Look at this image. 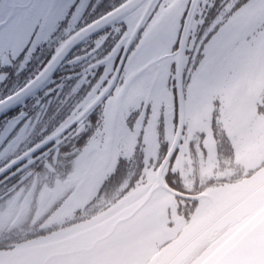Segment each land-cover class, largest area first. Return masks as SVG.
Wrapping results in <instances>:
<instances>
[{"label": "flooded vegetation", "instance_id": "flooded-vegetation-1", "mask_svg": "<svg viewBox=\"0 0 264 264\" xmlns=\"http://www.w3.org/2000/svg\"><path fill=\"white\" fill-rule=\"evenodd\" d=\"M125 1L95 0L104 8L86 14L85 19L91 24L104 11L112 12ZM12 2H8L5 13ZM24 3L28 9L34 7V0ZM80 3L86 5L88 0ZM50 5L51 0H40L36 13L41 23ZM79 30L68 28L57 33L55 43L45 42L43 29L35 35L31 30L9 33L0 42V65L25 48L35 51V46L43 45L41 51L52 52L43 70L45 78L50 74V81L22 99L17 109L33 103L34 96L56 89L61 78L66 85L63 94L56 93L59 101L52 94L47 97L53 100L50 107L59 105L56 110L63 117L51 141L43 151L29 155L27 163L15 170L16 175L0 176V264H35L36 250L79 234L88 237L79 242L83 257L75 264H109L134 227L143 232L137 238L138 250L150 243L149 232L161 233L157 205L146 204L132 212L136 203L152 196V192L145 194L136 185L143 176H150L153 190L166 179L164 188L169 197L161 202L166 213L171 196H178L173 190L180 188L182 165L217 167L221 156L234 157L238 168L251 159V165H264L260 158L242 157L240 143L245 146V142L241 132L238 131V141L222 121L217 123L220 107L214 99L215 89L208 86L215 67L225 56L247 53L238 66L241 69L255 51L264 36V0H154L150 6L141 3L76 42L64 54L57 51ZM212 32L216 35L211 43L204 42L207 47L201 57L195 44ZM243 41L244 50L239 46ZM178 67L182 68L181 84L176 80ZM40 70L39 65L29 68L21 74L20 83ZM236 76L228 87L234 108L227 120L252 126L264 116L262 108H254L264 102V77L248 104L240 106L232 93ZM103 100H107V106ZM252 103L253 107L249 105ZM180 120L183 123L178 130ZM6 135L8 132L0 128V136ZM253 145L254 142L245 147ZM261 151L264 146L259 149L260 155ZM160 165H164L161 180L157 179ZM192 169L195 172L194 166ZM221 176L231 178L225 171L217 179ZM134 185L136 190L129 191ZM171 207L175 217V200H171ZM62 209L66 212L61 219L45 227ZM101 210L102 214L97 215ZM126 215L128 218L120 220ZM232 225L229 218L219 217L213 226L214 234L226 233ZM56 226L65 231L58 234ZM100 228L104 229L90 235ZM44 235L50 240L37 241ZM215 241L211 237L205 244L212 246ZM155 243L156 252L163 244ZM149 258L151 255L144 262ZM123 263L129 264L130 259L127 257Z\"/></svg>", "mask_w": 264, "mask_h": 264}, {"label": "snow or ice", "instance_id": "snow-or-ice-1", "mask_svg": "<svg viewBox=\"0 0 264 264\" xmlns=\"http://www.w3.org/2000/svg\"><path fill=\"white\" fill-rule=\"evenodd\" d=\"M40 0H34V7L28 9L24 0H13L10 9L5 13L0 10V42L9 33H19L31 30L32 35L42 29L47 37L46 43L52 42L57 33L71 28H77L87 32L93 25H99L113 14L111 11H104L89 24L85 16L100 11L104 4L95 3V0H88L86 5H81L80 0H51L50 12L41 23L36 13ZM120 7H124L121 5ZM214 7V6H213ZM91 10V12L89 11ZM116 8L114 11H119ZM81 21L84 24L81 25ZM62 22H66L61 27ZM62 40L63 38L60 37ZM43 45L35 46V51L25 48L15 58L0 65V128L8 132L6 136H0V176H7L8 173L16 175V169L26 164L29 155H35L51 141L58 121L63 119L62 114L57 112L58 104L53 105V100L47 99L49 94L55 96L59 101L66 85L62 78L56 89H48L43 96H34V102L23 108L17 109L22 99L27 98L35 89L39 88L46 80L50 81V74L45 78L43 71L49 63L50 51H41ZM61 48L63 45L61 44ZM60 48L57 49L59 51ZM39 52V56L36 53ZM27 53V55H25ZM39 65L40 71H35L23 82L20 83L21 74L26 70ZM11 179V177H9ZM7 183V181H5ZM2 222V217H0Z\"/></svg>", "mask_w": 264, "mask_h": 264}, {"label": "water", "instance_id": "water-1", "mask_svg": "<svg viewBox=\"0 0 264 264\" xmlns=\"http://www.w3.org/2000/svg\"><path fill=\"white\" fill-rule=\"evenodd\" d=\"M138 1L131 0L123 9L131 8ZM116 15L117 12L113 13L106 20H102L99 25L90 27L87 32L82 30L75 35L73 41L81 39L94 27L108 22ZM262 75H264V38L258 44L256 52L243 66L233 87L234 96L241 105H244L249 96L254 93ZM237 186L234 191H231L230 210H239L255 201L256 198L259 199L257 207L205 255L202 264H264V169ZM204 195L210 198L211 203L203 229L198 234L185 237L183 243L177 242L165 247L148 264H177L206 236L207 229L214 218L213 203L215 202L207 193ZM78 259L77 254L68 255L66 247H59L55 251H42L38 262L75 264Z\"/></svg>", "mask_w": 264, "mask_h": 264}, {"label": "clouds", "instance_id": "clouds-1", "mask_svg": "<svg viewBox=\"0 0 264 264\" xmlns=\"http://www.w3.org/2000/svg\"><path fill=\"white\" fill-rule=\"evenodd\" d=\"M218 30L219 29H217V31ZM215 35L216 32L209 33L206 36L201 37L196 42L195 47L199 50L201 57H203L204 48L207 47V44L204 42L207 41L208 43H211ZM193 55H196V53L194 52ZM193 67H198V65ZM239 71L240 69L238 66L230 63H224L220 69L219 78L210 80L208 86L210 88L225 87L232 81ZM123 75L124 74L121 73V76ZM102 103L104 106H107L108 102L107 100H103ZM229 162L232 168H238L234 157L221 156L217 167L209 165L203 169H197L189 176L180 177V188L173 190V192L179 193V195L171 196V200H175L176 202L175 217L173 216L171 200L168 201L169 206L166 213L161 204L162 201L168 200L169 197V194L164 188L166 179L154 190L150 187L151 179L149 175H145L142 177V180L136 181V185H139L140 188L144 189L145 194L147 192H152V196L147 201V204H155L159 207V230L167 237V239L163 242V246L177 242L183 243L185 237L192 234H198L203 229L211 203L210 198L205 196L204 193L208 192L209 189L217 187L218 185L228 183L230 180L234 182L239 178V175H237L231 178L221 176L220 179H217V175L219 173L224 172L229 168ZM135 190V185L133 188L129 189V191ZM189 197H191V199H188ZM117 203H119V201H117ZM113 207H115V205H113ZM109 211H112V209L110 208ZM102 212L103 210L98 212L97 215H101ZM176 217H178V219ZM210 246L211 244H205L196 253L189 256L187 264H202L201 258Z\"/></svg>", "mask_w": 264, "mask_h": 264}, {"label": "rangeland", "instance_id": "rangeland-1", "mask_svg": "<svg viewBox=\"0 0 264 264\" xmlns=\"http://www.w3.org/2000/svg\"><path fill=\"white\" fill-rule=\"evenodd\" d=\"M246 42L244 43L241 42V44L239 45L240 48L242 50H244L246 48ZM247 53L245 54H237L235 52V54L233 52H231L228 56H225L221 62L219 63V65L217 67H215L210 79H218L217 76L220 73V69L223 66L224 63L228 62L231 64L233 62H235L233 65L235 66H240L241 63L243 62V60L245 59ZM233 80V79H232ZM208 81V83H209ZM232 82V81H231ZM230 82V83H231ZM230 83L222 88H214L216 91V94L214 96V99L217 100V106H219L220 108V112L217 111V114H219V116L216 118V121L218 123V121H222V123L226 126L227 130H229V132L231 133V135L236 137V140H239V135H238V131L241 132V137L243 138L244 142H245V146H250L251 143L254 142L253 147H245L242 143H240V147H241V153H243L244 156H242L244 159H246V157L249 156H254V158H260L258 159L263 160L264 161V151H261V155L259 153V149L261 147L264 146V116L260 117L259 120H257V122H255L252 126H248V124L244 123V124H239L237 123V121H228L227 117L228 114L230 113V111H232V109L234 108L231 103H230V95H229V88L230 87ZM253 104H249L250 106L253 107ZM232 108V109H231ZM255 110H258V108H262L263 111V115H264V102L262 104H260L259 107H254ZM209 113H212L211 111ZM201 118V117H200ZM248 131H251L252 133H248ZM253 158V159H254ZM246 161V165H242L240 166L238 169L236 168H232L231 165H229V168L227 169V171L229 173V176H244L247 171L256 169L258 167H260L261 165H251L250 161L251 160H245ZM194 166V170L196 171L198 168V165H193ZM193 166H188L185 167V165H182L181 168V176H189L191 174L194 173L192 167ZM205 167H207L208 165H204ZM203 165H200V169L204 168ZM239 166V165H237ZM66 212V209H62L57 215L54 216V218H52L46 225L45 227H50L53 224H56L55 221H58L61 219L62 217V213ZM243 217H245V215H243ZM57 228L55 229V231L60 234L62 232H64V228H61L59 226H56ZM135 232V233H134ZM143 232H140V229H137L136 227L133 228V234L129 235V237H127V239L121 244V246L119 247V249L117 250L115 256L112 258V260H110L109 264H124L123 260H126L127 257L130 259V263L129 264H142L145 261V258H147L149 255H153L155 253L156 250V243L155 242H164L165 239H167L166 236L163 235V233L157 234V233H153V232H149V238L147 243H145L139 250L136 249L138 241L137 238L138 236H140ZM143 236H146L145 234H143ZM142 236V237H143ZM214 237L216 238V240H219L221 237V234L219 233L214 234ZM38 240H42V242H45L47 240H50V238L47 235L44 236H39L37 238ZM166 247V246H164ZM145 263V262H144ZM143 263V264H144Z\"/></svg>", "mask_w": 264, "mask_h": 264}, {"label": "bare ground", "instance_id": "bare-ground-1", "mask_svg": "<svg viewBox=\"0 0 264 264\" xmlns=\"http://www.w3.org/2000/svg\"><path fill=\"white\" fill-rule=\"evenodd\" d=\"M214 219H215V217H214Z\"/></svg>", "mask_w": 264, "mask_h": 264}]
</instances>
